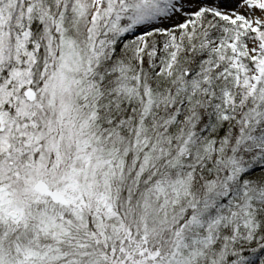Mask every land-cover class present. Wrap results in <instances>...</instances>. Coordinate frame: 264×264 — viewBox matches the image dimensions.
<instances>
[{
    "label": "snow or ice",
    "instance_id": "snow-or-ice-1",
    "mask_svg": "<svg viewBox=\"0 0 264 264\" xmlns=\"http://www.w3.org/2000/svg\"><path fill=\"white\" fill-rule=\"evenodd\" d=\"M0 264H264V0H0Z\"/></svg>",
    "mask_w": 264,
    "mask_h": 264
}]
</instances>
